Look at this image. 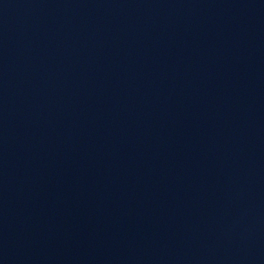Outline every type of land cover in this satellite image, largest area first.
<instances>
[{"label":"water","instance_id":"water-1","mask_svg":"<svg viewBox=\"0 0 264 264\" xmlns=\"http://www.w3.org/2000/svg\"><path fill=\"white\" fill-rule=\"evenodd\" d=\"M0 264H264V0H0Z\"/></svg>","mask_w":264,"mask_h":264}]
</instances>
